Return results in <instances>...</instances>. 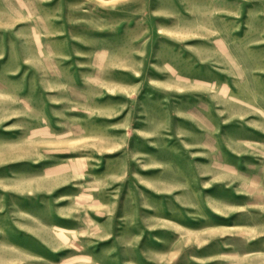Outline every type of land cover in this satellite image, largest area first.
Returning <instances> with one entry per match:
<instances>
[{"label":"rangeland","instance_id":"374dc122","mask_svg":"<svg viewBox=\"0 0 264 264\" xmlns=\"http://www.w3.org/2000/svg\"><path fill=\"white\" fill-rule=\"evenodd\" d=\"M0 264H264V0H0Z\"/></svg>","mask_w":264,"mask_h":264}]
</instances>
